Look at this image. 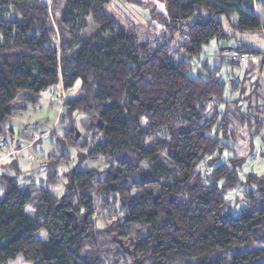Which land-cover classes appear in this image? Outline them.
I'll return each mask as SVG.
<instances>
[{
    "label": "trees",
    "instance_id": "1",
    "mask_svg": "<svg viewBox=\"0 0 264 264\" xmlns=\"http://www.w3.org/2000/svg\"><path fill=\"white\" fill-rule=\"evenodd\" d=\"M162 1L165 13L132 25L114 18L110 0H0L10 13L0 14V126L45 90L79 82L62 104L63 136L108 163L67 172L57 194L56 166L68 154L48 156L35 200L0 177V264H264V173L246 176L244 204L231 214L224 194L238 177L219 160L222 140L239 138L230 107L220 120L216 111L226 83L213 69L188 73L210 39L227 38L219 17L264 34V0ZM235 53L262 54L241 41ZM76 116L89 138H75ZM93 195L112 220L104 230Z\"/></svg>",
    "mask_w": 264,
    "mask_h": 264
},
{
    "label": "rangeland",
    "instance_id": "2",
    "mask_svg": "<svg viewBox=\"0 0 264 264\" xmlns=\"http://www.w3.org/2000/svg\"><path fill=\"white\" fill-rule=\"evenodd\" d=\"M153 9L165 13L164 2L162 0H110L108 5V10L114 18L122 24L129 22L132 25L145 24L151 18ZM256 10L260 21H263L264 9L260 6ZM0 14L4 17L10 16V13L7 12L6 14L5 12ZM219 19L222 23V29L228 35L227 38L210 39L202 47L200 54L190 60L191 67L188 73L193 77L206 78L208 70L213 69L216 75L226 83L223 100L218 102L216 111L219 113L218 119L220 120L226 112L227 105L230 107L229 109L233 111L228 115L231 122L230 126L239 139L236 142L231 139L222 140L227 148L222 150L219 162L225 163L228 167L236 170L238 183L235 187L226 191L224 198L230 200V203H227V208L232 204L229 212L237 214L239 208L244 204L243 197L249 188L245 182L246 176L250 173L258 176L264 173V124L260 123L259 114H254V108L250 105L251 99L248 97V91L251 86L245 85L246 81L242 79L240 83H236L235 87L231 86L234 78L244 69L245 63L231 64L228 61L229 59L221 58L218 55L220 50L225 47L235 49L241 41L251 46V48L261 51L262 54L258 56L264 58V34L258 32L240 33L234 30L231 21L226 16H221ZM233 51L229 49L223 53ZM263 84L260 89L258 88L257 94L262 102L264 99ZM78 94L79 82L66 91H63L59 86L49 88L42 93L37 104L28 105L25 110L8 117L0 126V177L11 178L20 189L28 188L32 200L37 197L38 188L45 184L48 167L46 161L50 155L68 154V159L56 166L58 182L55 192L57 194L63 189L65 174L72 169L75 171L91 169L101 171L108 167V163L103 157L85 158L82 155L84 150L78 146H69L63 136L64 131L69 127L67 120L62 121L63 101L66 98L76 97ZM257 95H254V97ZM231 106H234L237 111ZM241 118L242 121L238 120ZM74 119V125L79 134L77 139L80 135L81 139L89 138L90 134L80 125L79 116ZM219 120L218 122H220ZM241 136L247 139V150L242 149ZM4 191V186L0 184V194ZM97 201V197L93 195V206L95 207L94 226L98 230H104L112 224V220L107 217L105 211L99 210ZM112 227L110 230H112ZM38 235L44 237L45 234L40 231ZM197 263L196 258H191L175 264ZM9 264L27 263L18 257ZM131 264L135 263L132 261Z\"/></svg>",
    "mask_w": 264,
    "mask_h": 264
},
{
    "label": "crops",
    "instance_id": "3",
    "mask_svg": "<svg viewBox=\"0 0 264 264\" xmlns=\"http://www.w3.org/2000/svg\"><path fill=\"white\" fill-rule=\"evenodd\" d=\"M257 12V10H256ZM258 14V13H257ZM229 21H231L232 26L236 23V18H233V15L226 16ZM259 17V15H258ZM260 19V17H259ZM264 21V19H263ZM260 21V22H263ZM235 50L233 48L225 47L220 50L219 57H225L229 59V63L238 65L240 63H245L244 69L241 70L239 75L234 78L232 87H235L237 84L240 83L241 79L245 80V85L251 86L250 90L248 91L249 95L248 97L250 100V105L254 108V114H259L260 123L264 124V99L263 102L261 98L257 95L258 94V88L260 89L261 85L264 82V58H261L260 56H254L250 59L241 60L238 58L237 53L235 51L233 52H227L223 53L225 50ZM236 79V80H235ZM244 82V81H243ZM242 82V83H243ZM251 84V85H250ZM264 85V84H263ZM254 95H257L254 97ZM263 105V107H261ZM263 114V115H262ZM238 133V132H237ZM242 141V149L247 150V139H244L242 136L240 137ZM245 152V151H244Z\"/></svg>",
    "mask_w": 264,
    "mask_h": 264
},
{
    "label": "built area",
    "instance_id": "4",
    "mask_svg": "<svg viewBox=\"0 0 264 264\" xmlns=\"http://www.w3.org/2000/svg\"><path fill=\"white\" fill-rule=\"evenodd\" d=\"M237 56L241 60H246V59H249L250 57H252V55L249 53H241V54H238Z\"/></svg>",
    "mask_w": 264,
    "mask_h": 264
},
{
    "label": "water",
    "instance_id": "5",
    "mask_svg": "<svg viewBox=\"0 0 264 264\" xmlns=\"http://www.w3.org/2000/svg\"><path fill=\"white\" fill-rule=\"evenodd\" d=\"M78 135H79V134H78V132H76V134H75V138H77V137H78Z\"/></svg>",
    "mask_w": 264,
    "mask_h": 264
}]
</instances>
